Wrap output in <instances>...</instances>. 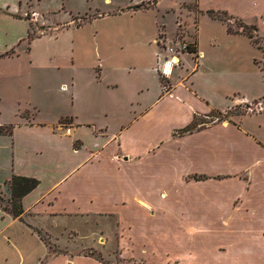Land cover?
<instances>
[{"label": "crops", "instance_id": "crops-1", "mask_svg": "<svg viewBox=\"0 0 264 264\" xmlns=\"http://www.w3.org/2000/svg\"><path fill=\"white\" fill-rule=\"evenodd\" d=\"M32 1L0 0V64L15 55L17 39L19 44L27 38L30 23L25 7H33ZM104 1L114 5L110 12L85 13L86 21L108 22L100 41L104 56L98 49V59L86 61L75 51L74 60L58 67L71 73L51 85L57 95L55 106L48 107L58 109L56 115L40 118V113L28 109L35 101L26 87L30 83L23 79L18 90L14 81L0 84V126L13 125L11 133L0 134V188L9 199L7 181L13 174L40 181L22 199L23 218L13 217L0 205V264H181L168 243L162 245V254L143 253L145 246L136 251L133 224L126 220L122 201L129 199L139 210L151 206L137 191L117 199L111 188L113 179L131 181L128 174L115 172L143 165V156L170 138L183 149L195 139L189 152L195 151L197 159L186 156L178 165L185 160L200 163L196 168L184 164L181 170L182 180L194 186L196 194L186 201L190 207L184 213L189 217L180 227L196 236L215 235L232 264H264V111L177 133L197 116L264 98V70L256 64L261 50L242 31L208 14L220 11L235 20L255 19L246 17L254 14L261 21L264 0ZM191 4L199 12L197 17L184 8ZM62 9L71 13L64 27L79 28L86 22L72 23L77 20L72 14L79 16L81 11L69 0ZM170 21L173 32L183 24L184 40L197 47L195 59L187 50L174 46L177 51L171 53L166 48L173 43V32H166L165 22ZM160 36L165 45L159 43ZM35 38L39 37L30 44ZM171 55L178 63L169 61ZM91 70L98 77L80 78ZM128 70H135L138 77H126ZM161 73L167 85L161 82ZM13 102L24 110H5L4 104ZM26 112L29 116L23 115ZM62 119L68 124L62 125ZM162 131L169 133L166 139ZM200 176L204 178H195ZM175 211L172 203L168 212ZM103 218L113 224L101 227ZM82 225L87 226L91 242L72 244L81 236ZM39 232L62 251L51 253ZM157 244L148 247L158 252Z\"/></svg>", "mask_w": 264, "mask_h": 264}, {"label": "rangeland", "instance_id": "rangeland-1", "mask_svg": "<svg viewBox=\"0 0 264 264\" xmlns=\"http://www.w3.org/2000/svg\"><path fill=\"white\" fill-rule=\"evenodd\" d=\"M76 9V11H81L80 15L77 16L74 12L72 14L76 21L73 24H80L84 22L88 15L94 14L96 11L100 12H110L114 5H107L104 0H69ZM118 4H125L129 0H116ZM33 7H25L26 14L25 17L29 18V22L32 25L30 32L33 36L39 37L35 38L30 44L27 38L23 39L22 42L17 44L18 39L14 45L15 55L8 60V62H3L0 64V84L8 85V80L14 81V89L18 90L20 80H24L25 83H30L31 87L27 84L32 94L33 100L39 102L38 107L35 106L33 102L31 111L33 114L39 115L40 118H52L56 115L59 110L52 109L48 106H55L56 92L54 87L60 80L69 77L71 70H61L63 63H68L74 60L75 51L86 61H96L98 59L97 50L103 55L105 49L100 45V41L103 39L102 30H104L108 22L104 19L98 18L93 21H86L81 27L67 26V21L71 18V13L65 9H62V5H67V0H33ZM189 11H191L195 17L198 16L194 5L185 6ZM136 9V7H135ZM36 10V12H33ZM97 13V12H96ZM220 16V15H219ZM222 16V15H221ZM255 19H232L227 16L226 22L229 23L233 30H253L254 27H258V31H254V34H258V43L261 48V55L259 59H256V64L264 70V18L260 21L259 16L254 14H248L247 18ZM39 19V20H38ZM258 23V24H257ZM71 24V23H70ZM166 32L171 34L173 32L174 23L172 21L165 22ZM63 27V28H62ZM246 27V28H245ZM181 23L170 35L173 39L171 46L181 49L183 43L193 45V43H187L184 40L185 30ZM17 34L19 33V28L17 27ZM194 36V29L192 30ZM41 36V37H40ZM108 39V38H107ZM159 43L165 45L163 42V36L158 39ZM30 44V49H27ZM166 47V46H165ZM167 48V47H166ZM14 49L12 51H14ZM77 49V50H73ZM188 50V48H187ZM183 51H186L185 49ZM192 59H195V54L188 52ZM126 55H131L132 52L125 50ZM104 56V55H103ZM105 63V59H102ZM181 62V59H180ZM179 62V64H181ZM178 64V65H179ZM101 66L103 64L101 63ZM177 66V65H176ZM9 72V74H6ZM12 74L14 78L12 77ZM162 74L164 78L163 83L168 84L166 76ZM5 75V77H3ZM8 75V76H7ZM151 75V74H150ZM98 77L96 70L86 71L80 74V78L88 79ZM126 77H138L137 72L128 70L126 72ZM147 77V76H145ZM169 79V78H168ZM25 86L21 87V90ZM16 92V91H15ZM17 93V92H16ZM23 94L27 93V88H25ZM29 95V93H28ZM44 106L45 109L42 107ZM5 110L17 113L18 108L24 110L25 107L18 105L17 102L5 103ZM43 108V110H42ZM20 111V112H22ZM264 111V98L256 99L249 102H238L232 105L225 112H215L213 111L209 116H197L195 118V126L201 122H216L222 121V119H230L235 115H243L251 112ZM25 116H29V113H23ZM67 119H62L60 123L66 125ZM169 133L167 131H162L161 136L168 137ZM190 140V139H189ZM191 141H188L186 148L179 144L177 139L172 140V138L167 139L161 145L160 148H156L151 154H146L143 156V165H134L127 168L126 170H121L115 172L116 174H128V179L131 181H126L124 179H113L111 182V188L117 199L121 196H128V193L139 192L151 207H145L143 210L136 209L133 207L132 202L128 199L122 202L126 203L123 208L126 220L130 222L133 227L132 236L134 238L133 247L136 248L137 252H142L143 246H145V251L143 253L147 254H162L164 249L162 245H168L171 249V253L176 256V259L180 261L181 264H232V260L227 255H223L220 250V246L217 243L215 235L213 236H196L194 231H188L182 227L180 224L188 219L189 214L184 213L189 209L190 204L186 201H191V197L196 194V189L191 186L186 180H182L181 170L186 167V165L193 164L191 167L196 168L200 166V163L192 162L187 164V160L182 161L178 165V162L183 160L186 156L188 158L190 155L196 160V152L190 151ZM123 152V150H121ZM140 154H144V151H139ZM122 159H127L121 157ZM201 162V160L199 161ZM186 164V165H184ZM204 165L202 164V167ZM115 169L111 168V171ZM7 197L4 195L3 190L0 188V205L4 208L8 206ZM121 201V200H120ZM175 204L177 211L175 213L168 212V208L171 204ZM200 207H197L195 212H199ZM171 214V215H170ZM196 214V213H195ZM198 215V214H197ZM100 226H107V228L113 224L112 220L102 219L99 220ZM97 223V219H96ZM83 224V223H82ZM170 224V227L169 225ZM81 235L76 237V241L72 244L81 242L88 244L91 242L92 236L89 235L87 226L79 227ZM194 234V235H193ZM158 242V252L153 251L155 248L148 247V243ZM220 243V242H219ZM57 247V246H56ZM57 249H60L57 247ZM52 250V249H51ZM90 250L87 249L86 252ZM120 264V261H117Z\"/></svg>", "mask_w": 264, "mask_h": 264}, {"label": "trees", "instance_id": "trees-1", "mask_svg": "<svg viewBox=\"0 0 264 264\" xmlns=\"http://www.w3.org/2000/svg\"><path fill=\"white\" fill-rule=\"evenodd\" d=\"M142 6L143 5L140 4V5H135L134 7L140 8ZM187 6H189V5H186V7ZM208 14L213 19H219V20L224 21V22H226L225 17L229 16L227 13H223L220 11H208ZM84 18H85L84 19L85 21L89 19L86 17H84ZM25 19L29 20L28 17H25ZM31 28H32V25L30 23V29ZM254 31H258V28L254 27L252 31L249 30L248 28H246L245 30H242V32L244 34H246L249 38H251L253 40V42L255 43V45L258 48H261L259 46V43L257 40L258 34H254ZM34 37L35 36H33L32 33L29 31V34L27 36V40L29 41V43ZM187 51L194 53L195 55L198 53V50H197V47L195 44H193V45L189 44ZM160 79H161V82L163 83L164 78L162 77V74H160ZM218 113H221V112H218ZM224 119H226V118H224ZM224 119H222V120H224ZM209 123L210 122L203 121L200 124H198L197 126H195L196 122H195V120H193V122L191 124H189L188 126L182 128V129H179L177 131V133L179 135L192 133L196 130H199L200 128L205 127ZM12 127H13V125L0 126V134L11 133ZM195 178H204V177L200 176V177H195ZM39 183H40V181L37 178L13 174L12 177L7 181V185H9V188L11 191V196L8 200V206L6 208L4 207V209L6 211H8L13 217L23 218L24 208H23V204H22V199L25 195H27L34 188H36L39 185ZM39 234L41 235V237L45 241V243L48 245L51 253H58V252L62 251L61 249H57V247H56L57 245L51 243V241L48 238H46L44 235H42L40 232H39Z\"/></svg>", "mask_w": 264, "mask_h": 264}, {"label": "built area", "instance_id": "built-area-1", "mask_svg": "<svg viewBox=\"0 0 264 264\" xmlns=\"http://www.w3.org/2000/svg\"><path fill=\"white\" fill-rule=\"evenodd\" d=\"M187 48H188V44L183 43V44L181 45V49H180V50H184V49L187 50ZM167 49H168V51L171 52V53L177 51V49H176L175 47H173V46L167 47ZM175 57H176V56L171 55L169 61H171L172 63H178V61H177V62H174V58H175Z\"/></svg>", "mask_w": 264, "mask_h": 264}, {"label": "bare ground", "instance_id": "bare-ground-1", "mask_svg": "<svg viewBox=\"0 0 264 264\" xmlns=\"http://www.w3.org/2000/svg\"><path fill=\"white\" fill-rule=\"evenodd\" d=\"M177 58L175 57L174 58V62H177ZM167 69H168V71H170V69H171V64L170 63H167ZM166 71V70H165Z\"/></svg>", "mask_w": 264, "mask_h": 264}, {"label": "water", "instance_id": "water-1", "mask_svg": "<svg viewBox=\"0 0 264 264\" xmlns=\"http://www.w3.org/2000/svg\"><path fill=\"white\" fill-rule=\"evenodd\" d=\"M126 158V157H125Z\"/></svg>", "mask_w": 264, "mask_h": 264}]
</instances>
